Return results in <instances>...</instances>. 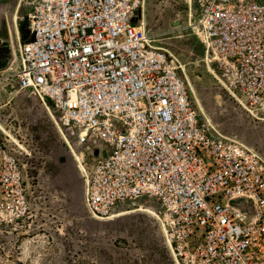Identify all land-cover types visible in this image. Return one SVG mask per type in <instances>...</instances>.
<instances>
[{
  "label": "built area",
  "instance_id": "built-area-1",
  "mask_svg": "<svg viewBox=\"0 0 264 264\" xmlns=\"http://www.w3.org/2000/svg\"><path fill=\"white\" fill-rule=\"evenodd\" d=\"M144 4L23 0L27 35L5 77L59 112L71 154L82 148L89 216L143 201L176 264H264V158L200 120L180 66L142 23ZM196 6L217 78L264 114V0Z\"/></svg>",
  "mask_w": 264,
  "mask_h": 264
},
{
  "label": "rangeland",
  "instance_id": "rangeland-1",
  "mask_svg": "<svg viewBox=\"0 0 264 264\" xmlns=\"http://www.w3.org/2000/svg\"><path fill=\"white\" fill-rule=\"evenodd\" d=\"M144 6L146 29L180 66L200 120L264 158V114L242 105L217 78L193 25L196 0ZM23 12V0H0V264H176L147 211L151 204L118 208L114 213H130L112 219L86 212L82 171L47 107L57 120L59 112L5 77L19 66Z\"/></svg>",
  "mask_w": 264,
  "mask_h": 264
},
{
  "label": "bare ground",
  "instance_id": "bare-ground-1",
  "mask_svg": "<svg viewBox=\"0 0 264 264\" xmlns=\"http://www.w3.org/2000/svg\"><path fill=\"white\" fill-rule=\"evenodd\" d=\"M192 0H190V2H191ZM144 9V8H143ZM190 14V16H192V14L191 13H189ZM142 23L143 24H145V22L143 21V10H142ZM190 26L192 25V23H190L189 24ZM169 51V50H168ZM170 52V51H169ZM171 53V52H170ZM172 54V53H171ZM208 68H209V71L211 72V73H213L214 71H213V69H212V67L210 66V65H208ZM48 108V110H49V113H50V115L52 116V118L54 119V121H55V123H56V126L58 125V121H57V119H56V117L54 116V114L52 113V111L50 110V108L49 107H47ZM1 127V126H0ZM2 128V127H1ZM57 128H58V126H57ZM60 128H58V130H59ZM60 131V130H59ZM74 156L76 157V159L79 157L78 155H77V153H75V151H74ZM78 167L80 168V170L82 171V169H81V167L78 165ZM121 210V209H120ZM118 211L117 213H113L111 216H109L108 218H106V219H112V218H114V217H116V216H120V215H123V214H126V213H130V211H125V212H121V211ZM147 211H149V212H151L152 214H155V212L153 211H151V210H149V209H147ZM100 219H102V218H100ZM178 264V263H177Z\"/></svg>",
  "mask_w": 264,
  "mask_h": 264
},
{
  "label": "crops",
  "instance_id": "crops-1",
  "mask_svg": "<svg viewBox=\"0 0 264 264\" xmlns=\"http://www.w3.org/2000/svg\"><path fill=\"white\" fill-rule=\"evenodd\" d=\"M143 21L145 22L146 24V14H145V6H144V9H143ZM13 34H16V36H20V32L18 29H15L14 31H11ZM19 38V37H18Z\"/></svg>",
  "mask_w": 264,
  "mask_h": 264
},
{
  "label": "trees",
  "instance_id": "trees-1",
  "mask_svg": "<svg viewBox=\"0 0 264 264\" xmlns=\"http://www.w3.org/2000/svg\"><path fill=\"white\" fill-rule=\"evenodd\" d=\"M23 24H24V23H23ZM24 25H25V24H24ZM25 27H26V26H25ZM26 35H27V32H26ZM26 35L24 36V38L26 37ZM24 38H23V39H24Z\"/></svg>",
  "mask_w": 264,
  "mask_h": 264
}]
</instances>
